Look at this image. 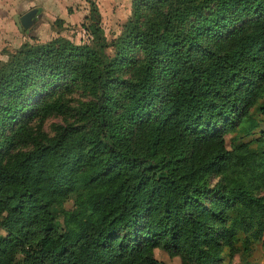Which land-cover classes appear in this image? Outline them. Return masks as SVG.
Returning <instances> with one entry per match:
<instances>
[{
  "label": "trees",
  "instance_id": "16d2710c",
  "mask_svg": "<svg viewBox=\"0 0 264 264\" xmlns=\"http://www.w3.org/2000/svg\"><path fill=\"white\" fill-rule=\"evenodd\" d=\"M91 4L89 41L0 63V264H160L156 247L219 264L240 233L264 247V0H132L111 42Z\"/></svg>",
  "mask_w": 264,
  "mask_h": 264
},
{
  "label": "rangeland",
  "instance_id": "374dc122",
  "mask_svg": "<svg viewBox=\"0 0 264 264\" xmlns=\"http://www.w3.org/2000/svg\"><path fill=\"white\" fill-rule=\"evenodd\" d=\"M131 1L132 0H73L68 7V12L73 13L77 18L71 22H65L63 19H55L52 24L55 34L48 36L49 38H0V63L6 61L9 54L15 51L23 42H37L51 39L58 33L69 37L75 42L89 41V35L86 30V25L91 21V7L92 4L97 7L100 17L99 22L103 29L105 41L111 42L122 28V24L126 21L131 14ZM57 33V34H56ZM112 45L107 46V51L112 52ZM61 117L57 115H47L43 118V126L46 130L51 131V125L60 122ZM259 128L264 129V124L261 123ZM259 134L256 131L253 136ZM252 136H249V138ZM237 135L232 133L225 134V141L228 147L236 141ZM243 139H247L244 137ZM233 141V142H232ZM264 193V189L260 190ZM67 208L72 206V200L68 199L65 202ZM61 218H58L60 221ZM6 231L4 226L0 224V234L5 235ZM239 251H235L232 255L224 250L222 260L219 264H263L264 261V247L261 240L253 241L246 235L240 233ZM245 247V248H244ZM244 248V249H243ZM154 256L160 261V264H184L177 254H169L166 250L156 247L154 249ZM192 264V263H187Z\"/></svg>",
  "mask_w": 264,
  "mask_h": 264
},
{
  "label": "crops",
  "instance_id": "0c3cea01",
  "mask_svg": "<svg viewBox=\"0 0 264 264\" xmlns=\"http://www.w3.org/2000/svg\"><path fill=\"white\" fill-rule=\"evenodd\" d=\"M73 0H0V38H49L55 34L52 24L56 18L65 22L77 19L68 7ZM32 7L37 11L28 28H20L14 14H23ZM57 34V33H56Z\"/></svg>",
  "mask_w": 264,
  "mask_h": 264
},
{
  "label": "water",
  "instance_id": "95a60500",
  "mask_svg": "<svg viewBox=\"0 0 264 264\" xmlns=\"http://www.w3.org/2000/svg\"><path fill=\"white\" fill-rule=\"evenodd\" d=\"M36 11H37V8L32 7L29 10H27L26 12H24L23 14L15 13L14 14V20H15L16 24L20 28H25V29L28 28V26L33 21V15L36 13Z\"/></svg>",
  "mask_w": 264,
  "mask_h": 264
}]
</instances>
